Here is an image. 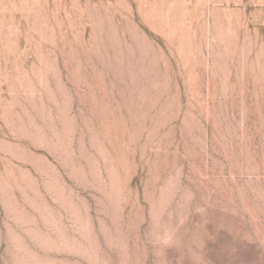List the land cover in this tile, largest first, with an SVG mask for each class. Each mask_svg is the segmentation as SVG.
Wrapping results in <instances>:
<instances>
[{"label":"rangeland","instance_id":"374dc122","mask_svg":"<svg viewBox=\"0 0 264 264\" xmlns=\"http://www.w3.org/2000/svg\"><path fill=\"white\" fill-rule=\"evenodd\" d=\"M0 264H264V0H0Z\"/></svg>","mask_w":264,"mask_h":264}]
</instances>
